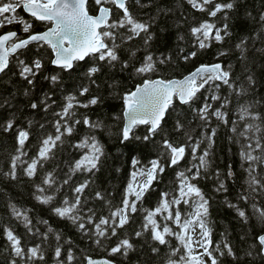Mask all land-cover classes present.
<instances>
[{
	"label": "trees",
	"instance_id": "1",
	"mask_svg": "<svg viewBox=\"0 0 264 264\" xmlns=\"http://www.w3.org/2000/svg\"><path fill=\"white\" fill-rule=\"evenodd\" d=\"M100 5L104 52L67 70L30 46L0 77V264H199L191 219L211 264H264V0H133L126 13L88 0L89 14ZM49 27L0 0V36ZM214 64L224 82L199 78L155 133L124 138L137 86Z\"/></svg>",
	"mask_w": 264,
	"mask_h": 264
},
{
	"label": "water",
	"instance_id": "2",
	"mask_svg": "<svg viewBox=\"0 0 264 264\" xmlns=\"http://www.w3.org/2000/svg\"><path fill=\"white\" fill-rule=\"evenodd\" d=\"M29 0H24L28 2ZM41 0L24 5V13L39 22L52 23L51 29L34 34L25 40L17 41L16 34L7 33L0 37V77L6 71L9 59L30 46L44 44L54 52L52 66L57 69H71L74 62H83L90 55L105 50L99 31L104 29L111 18V10L100 7L96 16L87 12L88 0H54L45 9ZM118 10H124L130 0H109ZM207 74L215 75L219 81L225 76L221 64L201 66L180 80L145 81L130 95L131 101L125 105L123 117L124 138H129L135 126H148L150 133L156 132L165 119L170 103L176 99L180 105L188 104L194 94L196 80ZM23 139V136H21ZM178 153L175 160L179 158ZM264 256V235L259 239ZM86 264H114L109 259H88Z\"/></svg>",
	"mask_w": 264,
	"mask_h": 264
},
{
	"label": "rangeland",
	"instance_id": "3",
	"mask_svg": "<svg viewBox=\"0 0 264 264\" xmlns=\"http://www.w3.org/2000/svg\"><path fill=\"white\" fill-rule=\"evenodd\" d=\"M146 178L148 176L143 175L134 182L138 191L141 189L140 186L144 185ZM190 225V243L193 255L199 264H211V260L206 254L207 235L205 230L194 219H191Z\"/></svg>",
	"mask_w": 264,
	"mask_h": 264
},
{
	"label": "bare ground",
	"instance_id": "4",
	"mask_svg": "<svg viewBox=\"0 0 264 264\" xmlns=\"http://www.w3.org/2000/svg\"><path fill=\"white\" fill-rule=\"evenodd\" d=\"M24 1V0H23ZM32 1H34V0H29L28 2H24L25 4H27V3H29V2H32ZM36 1V0H35ZM88 4V3H87ZM14 34H16V33H14ZM4 35V34H3ZM2 36V35H1ZM0 36V37H1ZM16 38H17V34H16ZM27 39V38H26ZM22 40H25V39H22ZM22 40H20V41H22ZM9 61H10V59H9ZM80 63H82V62H80ZM8 66H9V64H8ZM8 68V67H7ZM7 70V69H6ZM2 76V75H1Z\"/></svg>",
	"mask_w": 264,
	"mask_h": 264
}]
</instances>
